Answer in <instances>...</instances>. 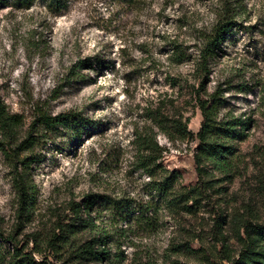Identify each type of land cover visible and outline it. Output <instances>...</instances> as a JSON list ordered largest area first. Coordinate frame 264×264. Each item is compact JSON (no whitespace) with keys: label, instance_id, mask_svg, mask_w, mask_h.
I'll list each match as a JSON object with an SVG mask.
<instances>
[{"label":"rangeland","instance_id":"obj_1","mask_svg":"<svg viewBox=\"0 0 264 264\" xmlns=\"http://www.w3.org/2000/svg\"><path fill=\"white\" fill-rule=\"evenodd\" d=\"M66 2L55 13L42 0L29 9L0 1V96L23 117V138L37 107L53 115L75 112L86 122L82 133H34L36 144L23 151L33 160L28 173L38 194L27 220L18 215L14 169L0 153V231L18 236L28 252L31 233L52 228L72 199L102 194L145 201L150 178L135 165L134 140L154 129L165 150L163 167L181 175L178 188L217 181L193 213L172 215L158 205L154 228L132 226L112 247L119 258L107 264H230L227 257L242 250L233 221L264 226V0H142L138 11L119 0ZM227 2L236 7L239 26L209 60L204 79L196 63ZM176 45L186 57L180 63L170 57ZM203 79L208 93L220 88V119L251 120L247 139L234 143L228 177L207 167L201 178L195 139L171 142L154 128L159 113L188 120L196 136ZM8 251L4 244L2 253ZM35 260L68 264L50 251Z\"/></svg>","mask_w":264,"mask_h":264},{"label":"trees","instance_id":"obj_2","mask_svg":"<svg viewBox=\"0 0 264 264\" xmlns=\"http://www.w3.org/2000/svg\"><path fill=\"white\" fill-rule=\"evenodd\" d=\"M0 1L7 3V0ZM14 1L21 7L29 9L36 0ZM42 1L48 11L55 13H60L67 7L66 0ZM141 2L142 0H119V3L127 5L133 11L140 10ZM230 4L232 3H226L223 14L217 20L212 32L205 36V47L196 63L197 71L204 75V79H207L211 72L209 60L217 56L227 36L239 26L236 7ZM184 55L176 45L170 57L180 63L186 59ZM85 65H87L86 61H83L79 68ZM204 79L201 88L196 92L198 107L203 116L201 129L196 136L189 131L188 120L184 122L180 117L165 118L156 113L152 120L154 128L171 142H185L188 137L195 139L198 148L195 163L201 178L208 176L210 170L207 167L213 169V172L228 177L233 169L232 159L236 151L234 143L247 139L251 120L235 116L220 119L223 107L220 88L208 93ZM35 111L27 136L23 138L21 132L24 126L23 117L12 114L0 96V153L4 154L10 167L14 169L12 173L14 189L18 197V215L24 220L31 216L38 203L37 186L28 173L33 160L22 155L24 150L36 144L34 133L57 129L80 130L82 133L81 129L86 123L75 112L53 115L39 107ZM134 146L135 165L150 178L145 201L114 198L102 194H88L80 203L72 199L62 212L58 211L52 228L31 233L28 237V244L33 243L31 251L25 252V248H19L18 236L0 231V261L3 264H42L36 262L35 255L42 256L50 251L68 264H107L114 257L119 258L116 253H112V247L117 245L118 238L126 235L132 226L144 230L154 228L159 217L158 205L172 215L180 212L189 214L193 213L192 210L196 209L203 200L209 199L210 186L207 185L217 180L213 178L209 182L201 181L199 186L189 189L178 188L181 175L177 170L170 171L163 167L161 160L165 150L159 146L154 129L151 132H138ZM190 202H194L195 205L190 206ZM124 223L126 228H121L120 225ZM233 223L235 224L233 230L239 236L242 250L238 258L236 255L228 256L229 263L264 264V226L251 225L244 220ZM242 229L245 230L246 237L242 236ZM4 244L10 246V251L5 252L6 254L2 253ZM223 249L228 248L224 245Z\"/></svg>","mask_w":264,"mask_h":264}]
</instances>
